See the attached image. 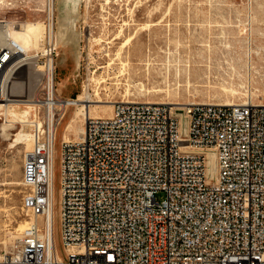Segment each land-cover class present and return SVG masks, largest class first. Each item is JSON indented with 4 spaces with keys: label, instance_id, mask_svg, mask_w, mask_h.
I'll return each mask as SVG.
<instances>
[{
    "label": "built area",
    "instance_id": "1",
    "mask_svg": "<svg viewBox=\"0 0 264 264\" xmlns=\"http://www.w3.org/2000/svg\"><path fill=\"white\" fill-rule=\"evenodd\" d=\"M55 1L38 9L43 47L28 50L9 35L27 18L5 19L0 0V102L7 73L24 74L34 80L38 111L22 168L21 210L31 221L0 250V264H264V102L248 97L184 107L120 100L111 116L87 119L78 140H62L59 262L49 217L53 147L68 100L57 94Z\"/></svg>",
    "mask_w": 264,
    "mask_h": 264
},
{
    "label": "rangeland",
    "instance_id": "2",
    "mask_svg": "<svg viewBox=\"0 0 264 264\" xmlns=\"http://www.w3.org/2000/svg\"><path fill=\"white\" fill-rule=\"evenodd\" d=\"M43 3V0H5L4 17L17 21L19 15L42 26L44 13L38 9L43 8ZM77 17L81 31L79 46L73 37L66 48V63L62 62L65 49H59L56 70L59 96L75 98L88 83L93 97L97 89L103 100L113 103L123 99L225 103L243 100L249 86L264 90V0H81ZM133 34L134 43L121 50V44ZM107 49L110 55L106 54ZM77 50L81 51L79 68H76ZM68 77L70 81L62 87L59 82ZM99 77L104 81L97 84ZM10 78L6 99H33L31 76ZM111 109L112 105L99 104L91 106L89 114L104 116ZM5 120V110L0 109V250L6 245L10 247L20 233L14 229L22 221H28L21 210L22 168L28 147L24 144L13 147L15 136L4 137ZM66 123L71 125L65 133L76 138L84 127L83 115H78L75 107L69 108L58 129L55 238L63 260L65 249L57 205L61 140ZM17 132L11 130V134ZM156 196L159 201L166 198L164 192Z\"/></svg>",
    "mask_w": 264,
    "mask_h": 264
},
{
    "label": "bare ground",
    "instance_id": "3",
    "mask_svg": "<svg viewBox=\"0 0 264 264\" xmlns=\"http://www.w3.org/2000/svg\"><path fill=\"white\" fill-rule=\"evenodd\" d=\"M56 1L58 2V5L55 6V10L58 11V17H57V23L55 25V35H56L58 45L65 49L63 51L64 56L62 58V62L66 63V61H67L66 48L68 47V45H70L72 43L73 37H75V39H76V43H75L76 46H79V44H80V33H81V31L79 30V28L77 26V24H78L77 15H78V10H79L80 4H81V0H56ZM5 19H9V18H5ZM9 20L15 21L12 19H9ZM42 24L43 25L41 26V24L39 22H36V21H24L21 24V26H15V27L11 26L10 31H9V35H10L11 39L16 41L20 45L24 46L28 50H40L43 47V44L45 41V34H46V30H47L45 23L42 22ZM135 39H136V35H134V34L130 35L121 44L120 49L122 50V49H127L128 47L130 48V46L134 43ZM74 51H75V49H74ZM105 51H106V54L110 55V49L109 50L107 49ZM80 53H81V51L77 50V52H76V68L80 67V60H79ZM118 53H120V52H118ZM11 76H12L11 73L8 72L6 77H5V83H4L5 100L3 102H0V109H4L5 114H6V120L2 124V131H3L4 137L6 136L9 138L10 136H15L14 140L11 142V145L13 147H16L17 145H20V144L26 145L28 147V149H26V151H25V153H26V152L30 151L32 149V146H33V141H32V137H31V132L29 129L28 121L30 120L31 117H35V116L38 117V111L36 110L34 99H31V100L13 99V98H7L6 99V94L9 92V89L11 87L10 82H9V80L11 79L10 78ZM101 77H99L100 79H96L97 84H100L102 81H104V79H101ZM69 81H70V78L68 77L66 79H63V81H60L59 83L61 85L63 83L68 84ZM11 83H13V82L11 81ZM23 83H25V82H23ZM89 85H90L89 83L86 84V86L84 85L85 87H84L83 93L79 94L74 99L67 98L68 104L66 106V111H68V109L71 107H75L76 113L78 115H83L84 127L80 130L79 135L76 138H70L67 136V134L65 132L71 124L66 123L64 128H63L64 134H63L62 140H66V141L78 140L82 136V133L85 130V124H86L87 119H89L90 117H94V116H91L89 114V112H90L89 110H90L91 106H98L99 104L102 106H111L112 105L111 113L108 115H104V117L112 115L114 103H116L117 101L113 103L112 101H109V100H103L97 89H96V94H95L96 97H93V95L89 91V89H90ZM62 87H64V86L62 85ZM57 89H58V87H57ZM247 97L249 99L252 98L253 102H255V103H263L264 102V90H261L258 88L256 89V88H253L252 86H249L247 94L245 95V98L243 100H238V101H233V102H225V103L224 102H212V101H207V102L206 101H201V102L197 101V102L198 103L236 104V103L244 102L247 99ZM7 100L9 102H6ZM122 101L136 102L139 100H129V99L125 100V99H123ZM145 102H149V103H170V102H150V101H145ZM189 103H196V101L189 102ZM189 103L183 104L181 102H171L170 104L179 105L180 107H184L185 105H187ZM20 105H25V107L22 108ZM99 117H102V116H99ZM73 119L74 118H72L71 120H73ZM75 120H77V119H75ZM61 123H62V121L59 123V126ZM18 125H20V127L17 128ZM59 126L57 128L56 140H55L54 147H53V164H52L53 199H52V208H51L49 219H50L51 227L53 228V232H54L55 252L57 253V258H58L59 262L62 263V261H64V260L61 258L60 254L57 250V244H56V238H55V223H56L55 222L56 221L55 220L56 219V217H55V207H56L55 206V184H56L55 152H56V146L58 145V141H59V135H58L59 134V130H58ZM13 129H17L18 132L16 134H11V130H13ZM23 161H24V159H23ZM209 171H211L215 175L217 174V164H216V159H215L214 155L210 156ZM21 184H22V181H21ZM36 219H37V221H40V222L43 221L44 222V216H42V215L36 217ZM30 221L31 220L28 218V221L27 220L22 221L16 227V229H14L17 232L20 231L19 236L22 233V231L29 225ZM60 226H64V218H60ZM15 240L13 241V243L10 246H12L15 243ZM5 243H7V242H5ZM5 247H6L5 250L10 249V247L7 248V245Z\"/></svg>",
    "mask_w": 264,
    "mask_h": 264
}]
</instances>
